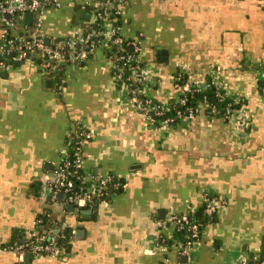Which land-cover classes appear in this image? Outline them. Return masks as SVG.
<instances>
[{
    "label": "crops",
    "instance_id": "crops-1",
    "mask_svg": "<svg viewBox=\"0 0 264 264\" xmlns=\"http://www.w3.org/2000/svg\"><path fill=\"white\" fill-rule=\"evenodd\" d=\"M55 1L42 15L52 41L111 4L122 38L140 40L149 96L178 97L184 70L189 83L214 79L239 111L226 119L206 109L155 128L117 82L106 46L65 67L61 95L33 61L10 66L0 73V264H246L264 256V0ZM110 23L99 33L108 36ZM82 130L85 177L109 175L122 186L93 211H68L46 183ZM207 195L225 203L184 263L159 235L171 238L169 217L195 215ZM45 213L55 232L74 235L65 255L28 261L6 249L33 236Z\"/></svg>",
    "mask_w": 264,
    "mask_h": 264
},
{
    "label": "built area",
    "instance_id": "built-area-1",
    "mask_svg": "<svg viewBox=\"0 0 264 264\" xmlns=\"http://www.w3.org/2000/svg\"><path fill=\"white\" fill-rule=\"evenodd\" d=\"M128 0H120L125 3ZM59 5L55 0H0V73L10 68L16 62L33 61L38 69L52 81L58 95L63 93L66 79L64 69L69 64H78L99 47L106 46L107 59L112 66L114 76L135 100L137 110L144 115L149 125L160 127H174L194 120L202 111L211 110L226 119H230L239 109L236 101L225 95L214 79L205 84L189 83L185 77L187 71H180L175 84L181 94L169 102H159L145 92L149 74L141 58L142 48L140 40H125L121 35V28L112 24L107 36L104 32H84L77 30L73 36L61 41H52L43 29V11L46 6ZM103 13L98 12L97 18L105 24L110 23L111 10L117 16L111 4L102 5ZM32 14V22L26 21V16ZM111 24V23H110ZM104 35V40L100 37ZM48 41V43H47ZM110 42V43H108ZM183 79V82L180 80ZM215 89L219 101H230L224 113L219 112L204 100L196 106L189 102L198 94L209 89ZM264 93V88H263ZM89 134L82 130L78 136L72 135V147L67 151L58 167L54 168L46 183V190L56 200L59 193H64L65 204H72L81 210L93 211L101 202L107 201L112 194L118 192L122 186L113 176L94 175L87 179L83 173L82 147ZM225 202L207 195L204 213L211 223L221 205ZM51 220L52 226L46 234H40L44 227L42 217L35 222V234L29 238L18 239L6 249L23 257L25 254L44 255L54 257L66 253L67 241L74 239V235L60 236L55 232L57 221L50 213H45ZM173 230L183 232L185 241L175 245L178 253L188 256L194 244L201 239L202 230L195 221L192 213L184 212L173 215L168 219ZM161 226H165L164 224ZM64 239V241H61ZM165 237L159 235V244L167 245ZM246 264H264V258H253Z\"/></svg>",
    "mask_w": 264,
    "mask_h": 264
},
{
    "label": "trees",
    "instance_id": "trees-1",
    "mask_svg": "<svg viewBox=\"0 0 264 264\" xmlns=\"http://www.w3.org/2000/svg\"><path fill=\"white\" fill-rule=\"evenodd\" d=\"M103 12H104V10L101 9L100 13H103ZM111 12H112V15L109 16V20L112 23H114L116 26H119L120 25V16H116L113 13V10H111ZM104 28H105L104 23H102V21L97 18L96 21L93 22V23H90L89 21L86 22L85 26L83 28V31L84 32H96V33H99ZM100 38L102 40H104V35H102ZM108 43H110V42H108ZM177 76H178V74L176 75V77ZM185 79H187V78L185 77ZM183 81H184L183 79L180 80V82H183ZM204 100H206L209 103L210 106H212L213 108H216L221 113H224V111L226 109V106L230 102V101H228V102L227 101H224V102L223 101H219L218 97L216 96L215 89L211 88L208 91H206L205 93L196 95L189 102V104L191 106H196L199 102H203ZM235 108L239 109V106L235 105ZM208 109L211 110V107L208 108ZM211 112H213V111L211 110ZM217 115H219V114H217ZM219 116H221V115H219ZM215 216H214V218H213V220L211 222L215 221V218H216ZM40 217H42L43 225H44V227L40 230V234H46L47 230L52 226V222H51L50 219H48L46 217V215H41ZM194 217H195V221L197 222V224L200 225V228L202 230L201 234H203V231H204L206 225L208 224V218H207V216L204 213V207H203V209L200 212L196 213L194 215ZM59 235L61 237L64 236V237L68 238L69 233L67 232V230H65V231L61 232ZM184 236H185V234L183 232H179V231L173 230L172 231V237L171 238H167L165 243L168 246H172L173 244L183 243L185 241ZM201 237H202V235H201ZM61 241H64V239H61ZM262 257L264 258V256H262Z\"/></svg>",
    "mask_w": 264,
    "mask_h": 264
},
{
    "label": "water",
    "instance_id": "water-1",
    "mask_svg": "<svg viewBox=\"0 0 264 264\" xmlns=\"http://www.w3.org/2000/svg\"><path fill=\"white\" fill-rule=\"evenodd\" d=\"M32 18H33V15H32V14H28V15L26 16V21H27L28 23H31V22H32ZM47 43H48V41H47ZM160 56H161L162 58L164 57L163 61H167V58H166V57L168 56V52H167V50H162V51H160ZM22 63H24V61L16 62V65H20V64H22ZM47 83H48V85L51 86V81H50V80H48ZM57 197H58L59 200H64V199H65V195H64V193H59V194L57 195ZM66 209H67L68 211H74V210H75V208H74V206H73L72 204H67V205H66ZM83 213H89V211H83ZM56 233L59 234V231H56ZM24 258H25V260H28V261H29V259L31 258V255H30V254H25V255H24ZM181 259H182V261H184V263L187 261V257H186V256H183Z\"/></svg>",
    "mask_w": 264,
    "mask_h": 264
},
{
    "label": "rangeland",
    "instance_id": "rangeland-1",
    "mask_svg": "<svg viewBox=\"0 0 264 264\" xmlns=\"http://www.w3.org/2000/svg\"><path fill=\"white\" fill-rule=\"evenodd\" d=\"M28 62H32V61L29 60Z\"/></svg>",
    "mask_w": 264,
    "mask_h": 264
}]
</instances>
